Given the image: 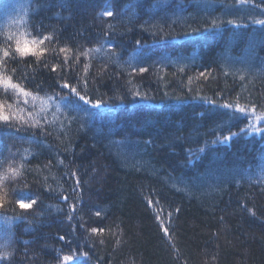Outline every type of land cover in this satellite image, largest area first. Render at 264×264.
<instances>
[{
  "label": "trees",
  "instance_id": "16d2710c",
  "mask_svg": "<svg viewBox=\"0 0 264 264\" xmlns=\"http://www.w3.org/2000/svg\"><path fill=\"white\" fill-rule=\"evenodd\" d=\"M257 20L264 0H0V49L52 37L43 56L7 58L47 107L0 89L28 121H0V264H264Z\"/></svg>",
  "mask_w": 264,
  "mask_h": 264
},
{
  "label": "snow or ice",
  "instance_id": "6c2138e0",
  "mask_svg": "<svg viewBox=\"0 0 264 264\" xmlns=\"http://www.w3.org/2000/svg\"><path fill=\"white\" fill-rule=\"evenodd\" d=\"M247 2V0H238L239 4H245ZM113 13L111 11H105L102 13V15L104 16H111ZM229 24H232V21H228ZM255 23L260 24V25H264V20H257L255 21ZM213 24L215 25V22H213ZM9 39H11V37H9ZM52 37L51 36H44L42 39L39 40H32V41H27L25 40L23 44L20 43L19 40L16 41L15 47L14 49H10L8 47H5L3 49H0V89H2L4 92H8L11 91L14 94L18 95V96H22L24 97V103L27 104L28 103V97L31 96L32 100H40L41 101V108L40 111L43 112L46 110L47 107V101L43 100L42 98H40L37 95H34L33 93L29 92L27 89H25L24 87L21 86V84L15 82L12 78V76L10 74H8V72L6 71V63H7V58L9 57H15L16 55H19L21 57H26V56H35V57H40L43 56L46 49H42L40 47V45L44 44L45 40H51ZM65 51H70L66 48H61L60 52H65ZM89 51H95V52H100L101 49L100 48H96L93 50H89ZM83 55L87 56L88 52H84ZM78 59V57H77ZM68 61V57H65V63H67ZM85 69H87V66H85ZM141 72L145 71V69L143 67H141L139 69ZM52 71H56V66H53ZM241 79H243V76H241ZM62 88H69L70 85L69 83L65 82L61 85ZM71 92L75 93L79 99L81 101H84L85 104H88L89 101L86 100L85 96L80 95V93L77 91V89L75 87L71 88ZM138 94V93H137ZM52 97L49 96L48 99L50 100ZM64 97H61V100H63ZM101 105L100 103H95L92 105V107L94 108H99ZM8 107H11V105H9ZM63 107V105L61 104H57L56 105V110L60 111L61 108ZM74 109L78 108V106H73ZM222 108L224 109H231L234 108L236 112L241 113V114H248V111L246 109V107L241 106L239 103H234V104H229V103H225L223 105H221ZM251 114L255 115V121L259 122L261 120H264V113H260V114H256V105H252L251 106ZM39 113H37L38 115ZM28 117L29 119L33 118V113L31 111L28 112ZM10 119H16L19 122H23V123H28L27 120L24 119V117L22 115L18 116L16 114H12L11 116L6 112L5 110V105L3 103H0V121H4L7 122ZM40 125V121L37 119L35 120V122L31 125L33 127ZM257 125L256 123L253 122H249V128L252 129H256ZM242 132L247 131L246 129H241ZM232 135H236V133H232ZM231 136H226L224 137V140H230ZM204 149L201 148L200 151L202 152ZM23 168V164L20 165V168H9L8 172L11 173L12 177L15 178L18 175H21L20 169ZM75 175V174H73ZM3 179H8L7 175L3 176ZM77 183L79 184V182L77 181ZM63 199L66 201L68 199L67 196H64ZM3 197H0V207H3ZM36 203L35 199H31L28 201H25L22 198H17L16 200V204L20 209H31L32 206ZM71 208V210L74 212L76 211L75 206L74 205H70L69 206ZM177 211H179V209H177ZM98 216L100 215L99 212L96 213ZM171 215V214H169ZM69 220L72 219V216L68 217ZM163 226V225H162ZM165 232V235H168V229L164 228L163 229ZM104 230L100 229V228H92L91 232L93 233H102ZM10 239V238H9ZM61 240L65 239L63 236L60 237ZM9 245V241L6 240L3 244H0V249H4L3 251H0V261L2 260H6L8 258L11 257L12 253L7 251ZM63 260L66 262V264H68V262H70L72 260L71 256H64Z\"/></svg>",
  "mask_w": 264,
  "mask_h": 264
}]
</instances>
